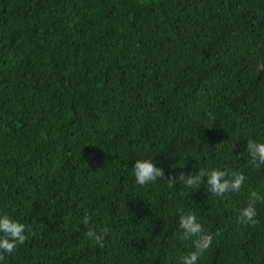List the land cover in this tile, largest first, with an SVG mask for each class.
<instances>
[{
	"label": "trees",
	"instance_id": "16d2710c",
	"mask_svg": "<svg viewBox=\"0 0 264 264\" xmlns=\"http://www.w3.org/2000/svg\"><path fill=\"white\" fill-rule=\"evenodd\" d=\"M249 139L264 140V0H0V213L27 227L0 264H178L177 209L213 236L200 264H264V203L258 225L238 220L264 195ZM142 154L164 171L146 186ZM201 167L247 179L169 187Z\"/></svg>",
	"mask_w": 264,
	"mask_h": 264
},
{
	"label": "clouds",
	"instance_id": "9594fccd",
	"mask_svg": "<svg viewBox=\"0 0 264 264\" xmlns=\"http://www.w3.org/2000/svg\"><path fill=\"white\" fill-rule=\"evenodd\" d=\"M245 151L250 165L255 168L264 166V140H247ZM131 170L134 182L139 186H146L164 177L163 169L157 166L151 155L142 154L134 159ZM246 179L247 176L242 171L219 167H201L194 173L180 172L168 178L169 187L177 180L186 189H199L201 184H205L208 191L217 196L239 192ZM258 203H264V195L259 191L250 192L245 204L238 210V220L241 224L256 226L260 223ZM176 217L178 238L190 242L189 250L179 256L178 264H200L213 246V236L205 230L194 212L177 209ZM83 223L87 228L85 236L101 245L106 229L97 232L90 226L88 217L84 218ZM26 232L24 223L8 214L0 213V258L11 255L18 245H22L27 238Z\"/></svg>",
	"mask_w": 264,
	"mask_h": 264
}]
</instances>
